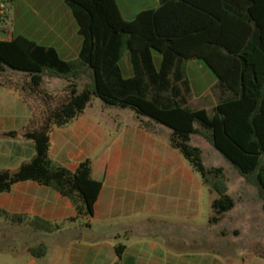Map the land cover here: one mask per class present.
I'll use <instances>...</instances> for the list:
<instances>
[{
	"label": "trees",
	"instance_id": "16d2710c",
	"mask_svg": "<svg viewBox=\"0 0 264 264\" xmlns=\"http://www.w3.org/2000/svg\"><path fill=\"white\" fill-rule=\"evenodd\" d=\"M12 1L0 2V24L8 19ZM64 2L82 38L75 59L64 60L54 47L23 35L0 39V75L10 69L27 77L19 89L4 81L0 86L44 106L21 132H2L31 140L34 155L15 170L0 169V192L20 181H35L68 198L76 217L91 218L102 187L91 176V162L85 159L70 170L49 157V148L52 129L68 124L97 97L170 129V147L217 193L209 222H218L234 199L223 169L205 165L201 149L190 143L203 130L210 144L256 189L264 211V0H159L155 8L140 10L130 20L122 17L115 0ZM154 51L161 55L158 66ZM125 52L130 77L119 64ZM191 59L201 60L217 79L216 103L209 110L188 104L186 65ZM44 76L66 81L55 103V94L42 88ZM83 76L91 79L90 87H78ZM115 249L120 254L123 245Z\"/></svg>",
	"mask_w": 264,
	"mask_h": 264
},
{
	"label": "crops",
	"instance_id": "0c3cea01",
	"mask_svg": "<svg viewBox=\"0 0 264 264\" xmlns=\"http://www.w3.org/2000/svg\"><path fill=\"white\" fill-rule=\"evenodd\" d=\"M115 1L127 20L159 3ZM62 3L32 0V5L27 4L32 13L28 22L59 24L62 16L72 14ZM123 10L133 17H124ZM73 33L79 35L77 29ZM40 38L64 37L57 32L55 37L43 34ZM52 42L39 44L54 47L59 55L62 50L69 55L65 59H72L82 41ZM65 85L48 91L61 93ZM35 110L29 99L0 86V169L15 170L33 157L31 140L2 132H21ZM170 132L131 109L90 101L68 124L52 129L49 157L70 170L85 159L91 162L92 178L102 183L92 217H76L71 201L48 186L20 181L0 192V235L8 234L1 246L8 248L15 264H223L218 241L193 235L208 187L179 151L170 147ZM236 195L241 200L258 196L244 186ZM231 231L238 233L235 228ZM117 245H123L120 254Z\"/></svg>",
	"mask_w": 264,
	"mask_h": 264
},
{
	"label": "rangeland",
	"instance_id": "374dc122",
	"mask_svg": "<svg viewBox=\"0 0 264 264\" xmlns=\"http://www.w3.org/2000/svg\"><path fill=\"white\" fill-rule=\"evenodd\" d=\"M1 1L2 0H0V2ZM118 2L121 4L122 0H118ZM30 3L32 5V0H13L11 2L8 10L9 17L5 22L0 24V39H7L10 35H23L33 41H37L38 44H47L53 41L52 43H55V45H61L65 41H67L69 45H73L75 42L79 43L82 41L80 35L73 33L77 29V23L72 14L70 16L68 15V17L62 16V21L54 25L51 23L39 25L36 22H28V19L32 17V13L29 12L27 8V4L30 5ZM62 4L64 8L69 9L66 3ZM11 7L12 10H10ZM123 16L126 18L133 17L127 14L125 10H123ZM49 26H51L54 31L50 30ZM57 32L61 33L64 38H40L43 34L55 37V33ZM59 56L64 60H72L77 57L65 59L69 57V55H66L62 50ZM153 57L156 66H158L161 60L160 53L154 51ZM119 64L123 75L125 77H130L132 75V68L128 52L124 53ZM186 70L191 87L188 98L189 106L191 108L204 107L208 110L211 109L216 101L214 86L217 79L215 75L199 59L188 60ZM26 80L27 77L23 72L10 69L6 70L3 75H0V81L6 82L9 87L15 89H19ZM49 80L51 82L50 84L48 83ZM55 84H57V86L63 85L66 84V81L61 77H43L42 88L46 91L53 87H57ZM90 85L91 79L88 76H83L78 82L79 88L90 87ZM62 94L63 92L55 93L56 99L52 102L55 103L57 97L62 96ZM92 100L104 104L97 97H93L91 101ZM31 104L35 106L36 110L34 113L37 115L44 108L40 100H31ZM160 127L164 130H169L163 125H160ZM190 143L201 149L202 159L205 165L221 167L223 169L227 179L229 193L234 199V206L223 214L218 223L209 222L208 219L213 214L211 201L217 197V193L211 190L209 185L205 184L208 189H206L205 197L201 200V213L197 220L199 226L193 229L194 237L197 235V238H201V240L207 238L210 242L211 240L218 241V249L222 251L223 264H264V211L261 208L259 198L258 196L246 200L236 198V191L242 186H244L247 191L253 192L256 189L246 185L243 182V177L236 171L235 167L210 144L206 136V131L203 130L201 134L193 135ZM233 228L237 229V235L233 234L231 231ZM221 230L225 232L224 235L219 233ZM4 238H8L6 231L4 235H0V264H15V260L9 254L8 248H3L4 246H1V240ZM208 245L210 246V243Z\"/></svg>",
	"mask_w": 264,
	"mask_h": 264
}]
</instances>
